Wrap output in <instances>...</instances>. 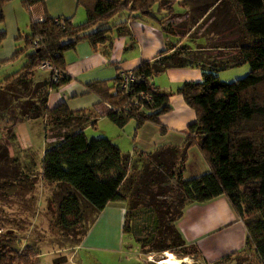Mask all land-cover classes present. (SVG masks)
Here are the masks:
<instances>
[{"label":"trees","instance_id":"trees-1","mask_svg":"<svg viewBox=\"0 0 264 264\" xmlns=\"http://www.w3.org/2000/svg\"><path fill=\"white\" fill-rule=\"evenodd\" d=\"M8 1L0 0V9ZM44 1L24 0V3L35 13L33 7ZM159 1L78 0L87 12V18L83 22L73 23L69 18L59 17L64 20V23H59L56 21L58 17L54 18L50 15H46L42 20H32L31 33L25 36V39L26 47L31 46L35 49L27 54L28 60L23 67L24 72L19 76L16 74L20 72L6 77L8 80L6 84L0 85V123L3 122L1 119L9 120L5 122V124L10 123L6 134L8 139L11 141L16 139L13 128L20 120L43 116L47 125L63 127L76 113L86 112L71 110L66 101L60 102L53 108L47 106L48 90L64 85L71 78L65 71L58 81H53L49 71V78L44 82L32 84V76L42 60L49 59L54 65L65 70L64 52L74 48L78 41L87 39L96 47L107 40L110 27L104 25L114 15L123 10L136 12L139 14L136 16L150 15L156 10L154 6ZM230 2L238 13L242 29V36L236 43L238 54L228 59H214L210 63L203 58L200 64L204 70V79L197 82L185 81L177 88L195 110L197 117L188 125L183 147L186 149L197 144L210 170L185 178L181 163L178 171L179 193L167 205L161 206L167 208L169 214L161 212L160 226L154 238L160 243L158 247L156 246L160 250L181 247L185 249L186 255L192 252L191 248H197L199 251L197 245L187 244L176 226V218L173 214L177 212L183 214V208L188 201L203 202L219 195H226L230 199L234 209L245 222L248 230L246 245L264 246V0H230ZM158 18L162 21L164 17ZM94 26L97 28L89 31ZM5 35L6 31L0 30V44ZM35 37L40 39L38 45L33 43ZM185 50V46H181L171 56H164L162 59L165 62L161 68L186 64L189 59L179 57V53ZM23 52L24 49H17L10 60L18 59ZM243 62L249 63L250 70L242 77L224 80L217 73L220 68ZM134 70L143 77L139 85L135 84V89L139 91L152 88L153 101L144 102L143 106L135 105L129 101V97L134 94L132 88L127 93L114 94V83L111 85L108 81L96 80L88 83L87 86L90 91L96 92L101 97L94 106L97 116L106 115L120 127L125 126L132 118L136 119L137 128L146 121L160 122L158 116L168 111L171 105L169 94L161 91L153 81L154 74L158 72L157 66L146 60ZM117 78L118 75L114 82ZM150 82L152 87H149ZM21 91H26L27 94ZM104 101L119 105L127 102L128 105L118 112L105 109ZM96 107H99L101 112H97ZM91 120V116L85 117L86 122ZM0 147L4 148L0 156L9 157L7 144L0 143ZM150 155L157 163L147 168L146 173L141 176V182L154 186L156 194H159L161 188H166L162 182L165 173L161 168H171L178 157L165 148ZM96 156H98L97 160H93ZM125 156L111 138L89 136L84 127L75 129L72 127V131L64 132L63 139L51 142L47 146L41 176L43 182L49 184L70 185L97 211H100L110 201L126 200V194L115 183L117 176H114L117 170L118 175H125L126 168L120 167ZM20 169L17 172L21 173L23 169ZM138 193L149 199L150 204L153 205L151 199L139 189ZM80 201L76 194H69L62 199L61 220L66 226L79 220ZM129 215L131 211L125 214V232L129 231L127 218ZM242 250L221 257L216 260L218 263L206 261V264H227L225 262L227 259ZM34 253L33 247L17 250L8 243H3L0 244V264H33ZM238 264L254 263L241 261Z\"/></svg>","mask_w":264,"mask_h":264},{"label":"crops","instance_id":"crops-1","mask_svg":"<svg viewBox=\"0 0 264 264\" xmlns=\"http://www.w3.org/2000/svg\"><path fill=\"white\" fill-rule=\"evenodd\" d=\"M161 1L156 3L154 6L156 10L150 15L136 16L139 14L130 13L128 10L120 11L114 15L104 25L110 27L107 32V40L99 43L96 47L89 40L83 39L78 41L74 48L66 50L64 52L65 71L71 79L60 87L48 90L47 106L53 108L60 102L66 101L71 110H85V113L73 115L70 122L74 129L84 127L86 130L90 123L93 125L97 123L98 118L95 119L94 106L101 100L96 92L89 90L87 84L96 80H105L112 85L120 72L135 68L143 61L150 60L153 64L155 63L158 69V72L153 76V81L161 91L169 94L171 107L158 116L159 123L146 121L137 128L136 119H134V123H131V120L128 121L133 126L135 150L146 154L148 152L155 153L162 148L169 149L180 159V163L183 164V176L188 178L208 172L210 166L197 144L186 149L183 147L188 125L194 122L197 117L195 110L186 102L177 88L185 81L197 82L204 79V70L200 64L204 57H201V53L196 50L201 47L194 45L192 40H186L185 36L187 35L180 39V36L167 30L163 23L164 20L161 21L158 18L166 17L173 10L176 13H184L186 10L181 12L177 7L182 6L185 9L184 6H186L189 8L186 2L183 5V0H169V2L163 3ZM191 2L193 3L192 16L194 20H201L206 11H196V1ZM222 2L223 0H213L210 5H218L219 10L223 6ZM22 6L21 0H11L0 9L2 21L6 24L5 27L0 26V30L6 31L0 44V71L6 70L1 74L0 85L6 84L8 81L6 77L20 72L16 74L19 76L24 72L23 67L28 60L27 54L35 49L33 47L31 50L30 47H26V42L22 39L23 35H26L23 29V20L27 15L24 6V9ZM201 8L203 6L199 7V9ZM33 9L40 20L46 15L54 18H69L73 23L83 22L87 18L86 9L79 4L78 0H45L41 4L35 5ZM218 10L214 15L218 18V22L228 21V12L223 13ZM236 15L239 18L238 13ZM148 16L152 17V21L147 19ZM78 17L83 18L79 20ZM237 25H239L238 22ZM96 28L97 26H94L89 31ZM196 42L198 43V40ZM181 46H185L186 50L179 53V57H187L189 61L186 64L169 65L162 69L161 65L165 62L162 58L171 56ZM17 49H24V52L16 59L24 60L23 64L21 68L7 73L6 67L15 64L14 60L10 59ZM49 75L48 70L37 68L32 76V84L44 82L49 78ZM88 116H91L92 122L85 121V117ZM39 119H42L40 132L44 136L45 118L43 116L16 122L14 125L16 139L10 141L6 136V141L9 142L10 156L30 155L33 158L32 161H35L33 148L39 133ZM126 127L127 125L121 127V131L124 132ZM47 146L48 143L44 142L41 156L42 165ZM118 146L122 147L121 144ZM130 156H132L131 153ZM53 185L55 186L56 183ZM119 203L120 201H110L105 208L98 211L92 227L81 242L85 243L86 240H90L92 242L90 246L96 249L122 252L124 248L122 242H124L126 233L124 231L126 206ZM177 225L186 242L198 246L205 261H215L236 250L245 249L248 245H246L248 230L245 222L226 195H219L203 202L189 201L185 206L183 216L178 219ZM130 246H134V243ZM139 255L142 256L141 253ZM74 263L77 264L76 261Z\"/></svg>","mask_w":264,"mask_h":264},{"label":"rangeland","instance_id":"rangeland-1","mask_svg":"<svg viewBox=\"0 0 264 264\" xmlns=\"http://www.w3.org/2000/svg\"><path fill=\"white\" fill-rule=\"evenodd\" d=\"M191 1H196V11H206L201 20H194L192 16L193 3ZM211 1L213 0H183V5L186 2L189 8L186 6H184L185 9L182 6L177 8L181 12L186 10L184 13H176L173 10L163 19V23L170 33L180 36V39L184 38H181L182 36L187 35L185 36L186 40H192L194 45L201 47L196 50L201 53V57H204L208 63L214 59L221 60L236 56L238 54L236 43L242 36L239 18H237L236 9L230 0H223V6L219 10L218 5H210ZM163 2H169V0H162L161 3ZM21 3L27 12L23 20V29L28 36L31 32V19L34 12L24 3V0H21ZM201 6L203 8L199 9ZM217 10L223 13L227 11L228 21L218 22V18L214 16ZM1 13L0 10V15ZM186 14L188 15L185 16ZM82 18L78 17L79 20ZM147 19L152 21V17L148 16ZM237 22L239 25H237ZM0 26H6L1 17ZM26 35H23L22 38L25 42ZM195 39L198 40V43ZM30 48L33 49L31 46ZM22 61L24 60H14L15 64L6 67L8 69L7 73L21 68ZM249 70V63L243 62L220 68L218 73L224 80H234L244 76ZM4 71L6 70L0 71V77ZM21 92L27 94L26 91ZM95 118H98L97 123L95 125L90 123L85 132L89 136H107L112 138L114 142L117 140L122 146V152L126 155L123 164L120 165V167L126 168L125 175H118V170L114 173V176H117L115 183L126 194V200L120 201L119 204L126 206V213L131 211V215L127 217L129 231L125 233L122 252L96 249L90 246L92 243L90 240H86L85 243L81 242L94 223L95 216L98 213L97 209L68 184L56 183L54 186L43 182L41 156L44 142L47 143L45 139V134L48 133L47 128L53 129L56 133H61L62 128L66 131H72V123L69 121L63 127L61 125L52 127V125H47L44 122L45 133L43 136L40 132L42 119L38 120L39 133L36 136V145L33 148L35 161H32L33 158L30 155L0 156V244L8 243L10 247L17 250L33 247L35 251L33 264H75L74 261L77 264H169L161 263L162 260L167 258L166 253H172L173 258L177 262L179 261L177 264H206L207 262L197 248H191L192 252L186 255L185 249L181 247L167 250L157 249L156 246L158 247L160 243L156 239L154 240L158 226H160L161 212L169 214L167 208L161 207L162 204L167 205L179 193L178 171L181 167L180 159L177 158L178 161L176 160L175 164L169 169L161 168L165 173L162 182L166 188H161V193L156 194L154 186L151 187L141 182V176L146 173L147 168L153 167L157 161L150 155L151 152L144 154L135 150L133 126L127 122L126 130L122 132L121 127L108 116L100 114L97 116L95 113ZM6 119H1L3 122L0 123V143L7 144L9 149L6 134H8L10 123L5 124L9 121H6ZM134 119H130L131 123L135 122ZM49 144L50 142H48ZM2 151H4V148L0 147V152ZM130 153L132 156H130ZM97 158L98 156L93 160H97ZM20 168L23 169L21 173L17 172L18 169L21 170ZM138 189L151 199L153 205L150 204L149 199L140 196ZM69 194L79 196L81 211L79 220L66 226L61 220L60 203ZM158 205H160L159 208ZM184 210L185 207L183 208V214ZM183 214L180 215L178 212L173 214L176 218L177 227L178 219ZM132 243H134V246H130ZM187 244L191 245L192 243L187 242ZM140 253L142 258L139 255ZM263 260L264 246L256 247L253 244H248L245 249L237 252L225 262L227 264H238L241 261H247L254 264H264ZM215 263L218 262L215 260Z\"/></svg>","mask_w":264,"mask_h":264},{"label":"built area","instance_id":"built-area-1","mask_svg":"<svg viewBox=\"0 0 264 264\" xmlns=\"http://www.w3.org/2000/svg\"><path fill=\"white\" fill-rule=\"evenodd\" d=\"M32 9V8H31ZM33 20L39 19V17L34 13L32 16ZM56 21L59 23H64V20L61 18H56ZM40 42L39 38H34L33 43L34 45H38ZM224 56V55H222ZM39 68L42 70H48L51 72V79L53 81H58L63 74L65 73V70L61 69L60 67L54 65L49 59H44L39 63ZM143 77L138 74L134 68H129L125 69L124 71L120 72L118 74V78L114 82V88H113V93L114 94H122L127 93L131 88L134 91V94L129 97V101L132 102L133 104L137 105L140 104V106H143L144 102H151L153 101V95L151 92V89H141L138 91V89H135V84L139 85ZM153 85L150 82L149 87H152ZM103 105L105 109H111L114 111L121 112L123 109L127 107V102L124 103L123 105L119 104H114L113 102L110 101H104ZM97 112H101L100 108L96 107L95 108ZM96 113V112H95ZM48 133L45 134V139L48 142H54L57 140H61L64 138V132L66 131L65 129H61V133H56L53 129L47 128Z\"/></svg>","mask_w":264,"mask_h":264},{"label":"bare ground","instance_id":"bare-ground-1","mask_svg":"<svg viewBox=\"0 0 264 264\" xmlns=\"http://www.w3.org/2000/svg\"><path fill=\"white\" fill-rule=\"evenodd\" d=\"M166 259L162 260L161 263H169V264H177L179 263V261L177 262V260H175L173 258V254L172 253H166Z\"/></svg>","mask_w":264,"mask_h":264}]
</instances>
